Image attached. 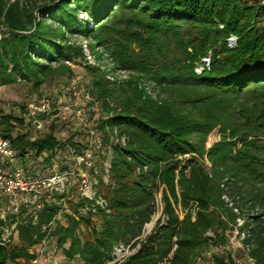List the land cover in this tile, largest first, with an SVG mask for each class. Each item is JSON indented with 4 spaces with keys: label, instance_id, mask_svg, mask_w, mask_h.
<instances>
[{
    "label": "trees",
    "instance_id": "trees-1",
    "mask_svg": "<svg viewBox=\"0 0 264 264\" xmlns=\"http://www.w3.org/2000/svg\"><path fill=\"white\" fill-rule=\"evenodd\" d=\"M23 10L20 0H0V26L6 28L0 39V86L30 83L36 95L29 104L42 97L58 103L68 86L82 84L65 65L83 59L81 49L65 43L66 32L110 46L102 23L95 28L77 24L78 10L87 12L92 22L102 21L113 10L140 17L133 24L147 36L131 33L130 45L114 44L111 55H124L135 45L138 51L123 59L128 70L142 74L169 95L157 102L139 90L136 82L120 92L100 77L90 85L83 83L102 109L97 129L112 149L108 183L97 179L109 212L73 194L54 195L52 201H42L37 212L21 205L14 213L2 200L6 207L0 219V240L5 230L15 227L0 244V264H33L35 250L48 237L55 238L56 248L68 260L81 264H195L196 256L211 244H224V231L241 218L232 213L233 208L242 211L246 204L260 212L245 218L239 228L242 244L253 264H264V142L251 139L264 126V0H60L53 7L39 9L42 19L57 24L55 29L43 21L34 25L35 17ZM231 37L236 38L234 48L228 44ZM204 58L210 59L209 69L202 63ZM199 66L204 69L197 74ZM54 76L71 80L52 97L41 88ZM240 102L242 108L232 114V104ZM249 103L251 107L246 108ZM59 119L49 124V132L32 138L28 131L14 132L13 122L24 126V118L0 110V135L9 140L21 167L37 173L34 165H47L55 149L67 143L78 146V138L62 141L56 137L57 129L64 126ZM216 127L222 138L206 153L211 164L207 173L199 158L203 159L206 137ZM115 130L119 132L115 139L124 137V146L111 144ZM72 132L82 136L79 125ZM238 144L241 148L236 150ZM44 152L47 157L37 163ZM29 159L30 166H26ZM176 178L180 203L185 209L189 202H197L198 211L195 215L185 212L179 219L165 193L167 222L141 239L144 225L155 213L159 186H166L178 202ZM223 194L231 198L233 208L224 207ZM59 213L65 222L56 219ZM118 245L138 248L122 262L113 263ZM225 256H213V264H236L230 255Z\"/></svg>",
    "mask_w": 264,
    "mask_h": 264
},
{
    "label": "rangeland",
    "instance_id": "rangeland-1",
    "mask_svg": "<svg viewBox=\"0 0 264 264\" xmlns=\"http://www.w3.org/2000/svg\"><path fill=\"white\" fill-rule=\"evenodd\" d=\"M60 0H20V3L22 7L24 8L25 13L32 14V16L35 17L34 25L42 22L45 23V25L49 26L52 29H55L57 27V24L54 23L53 20H50L49 18H46L45 20L42 19V14L40 13L39 9L43 8V10L55 6ZM259 1V0H258ZM252 2V0H251ZM112 15L107 16L106 18H103L102 21L100 19L97 22H92L89 18V15L84 10H78L75 13V20L77 24L83 25L87 24L89 28H95V26L98 24H101L105 26V31H108L107 39L110 42V46L103 47L99 46L94 39H89L83 35H79L76 33L70 34L68 32L65 33V43L72 45L73 47H77L81 49L83 59H81L78 63H75L73 61H70L69 65H67L69 68L73 71V77L74 78H80L82 79V84H88L90 85V82L93 78L100 77L101 81H103L106 85H108L110 88L115 89V91L120 92L122 88L125 87L128 83L134 84L136 82L137 87L139 90H144L145 94L148 95L152 100L160 102L167 98L169 95L168 93L162 91L159 87L155 86L154 83L144 80V76L142 74H139L135 71L128 70V64L123 60L127 55H129L133 50L135 53L138 51L135 49V45L131 44L130 49L125 52L124 55H118V57H113L111 55L112 48L114 44L121 42L126 43V45H130L128 42L132 36L131 33H140L143 36L146 34L143 32L142 29L138 28L137 25L133 24V20L140 21L141 18L137 15L133 17V15L129 12H121L118 10H113ZM100 21V22H99ZM134 21V22H135ZM6 32V28L3 26H0V39L3 35V33ZM147 36V35H146ZM124 37L125 39H122ZM235 38V37H234ZM230 39V38H229ZM236 39V38H235ZM127 40V41H126ZM229 47L234 48L236 47V41L235 44L229 45ZM134 53V52H133ZM211 55V54H210ZM53 66L57 67V64H53ZM85 66L93 67L95 69L94 72L87 70ZM200 67V66H199ZM71 79L67 76H54L52 79L48 80L43 84L41 88V92H47L46 95H52V97H55L58 93H61L64 91V86L66 83H69ZM86 82V83H85ZM35 93L33 92V89L31 87L30 83H25L18 81L12 85L9 86H0V110L3 112L4 115H12L16 118H24L25 122V115L26 110L29 102L32 99H35ZM64 98V97H63ZM242 102V101H241ZM241 102L239 104L233 103L231 106L232 114L237 112L238 108H242ZM25 107V108H24ZM250 108L251 104H247L246 108ZM245 108V109H246ZM244 109V108H243ZM102 110V109H101ZM108 114L105 112L103 113V118H106ZM55 116H49L45 121L42 123V129H36L30 125H26L24 123V126L16 125V123L13 122V125L15 124V133H24V131H28L29 135L32 138H37L39 136H42V133L49 132V124L53 121ZM60 123H63L64 126L61 128H58L55 132L56 137L59 140H65L67 137L73 136L72 139L78 140H86L84 139V136L78 137L76 134L72 132V129L78 127L79 121L77 119H73L71 121L70 118L66 120L59 119ZM73 126V127H72ZM72 128V129H71ZM112 132V131H111ZM119 132L118 130L114 131V138L111 140V144H115L118 139H115L116 136H118ZM253 140H257L258 142H264V126L262 128H259L254 136H251ZM124 138V137H123ZM222 136L220 135L219 129L216 127L214 130H212L208 136L206 137L205 143H204V149L205 154L203 155V159L199 158V162L203 163V168L207 173H210L211 164L209 160L207 159V151L217 142L221 140ZM118 143L121 145V141L118 140ZM126 143V142H125ZM67 145H70L67 143ZM106 149L103 150L102 153L97 152L95 156V164H94V173L97 175H94V178L96 177V180L99 178H102L103 181H105V178H107L105 170L107 169L108 165L110 164V160L112 158V149L110 144H106ZM108 147V148H107ZM241 145H237V149H240ZM48 155V152H44L40 155V157L36 160L37 163L41 162L44 158H46ZM198 158L197 156H195ZM181 159V157H179ZM34 161V162H36ZM31 160H27L24 164L26 166H30ZM18 166H21L20 162L18 163ZM37 167V169H42L44 164L38 163L34 165ZM39 166V167H38ZM29 168V167H28ZM139 171V170H138ZM188 171V170H187ZM93 178V176H91ZM220 187L223 189L224 192H226V186L224 182H221ZM175 190L178 197V202L176 203L172 197L169 194V191L167 190L166 186L161 185L159 186L156 195H155V213L151 217V220L149 223H146L143 228V236L141 239H143L146 235H148L152 229L155 228L158 224H165L168 220V215L165 212V201L163 199L164 194L166 193L168 200L170 202L171 207L173 208L175 214L178 216L179 219H182L185 212H191L192 215H195V213L199 209V205L197 202L191 201L189 202L188 206L184 209L183 205L180 203V192L179 186L177 184V178L175 180ZM75 195L77 197L79 194L75 192V189L69 193V195ZM74 199V198H73ZM221 199L224 202V207L226 209H231L232 202L231 198L227 194H223L221 196ZM240 205H243V202H240ZM6 205L3 204V201L0 202V215H2L5 212ZM213 209V208H211ZM260 208L254 207L251 208L249 204H246L245 206H242V211L239 209L232 210V213L235 215H240V219H235V223H230L229 228L224 231L223 235L225 238V242L223 245H215L211 244L207 251L200 252L196 258H195V264H213L212 257L219 255V256H225L230 255L236 264H253V262L248 259L247 256V249L242 244L243 234L239 230V228L243 225L245 218L248 216L251 217V215L259 214ZM226 213V212H222ZM225 217V214H223ZM59 219L62 222L64 221V218L62 217V214L59 215ZM209 237H213L212 232L207 233ZM83 236H86L83 234ZM46 246L40 247L35 250L37 259L33 261V264H81L79 261L76 260H68L67 257H65L62 249L58 246L57 248V242L55 238L48 237V239L45 241ZM132 248V247H131ZM138 246L132 250L129 247V254L134 253L135 250H137ZM50 256V257H49ZM127 256V257H128ZM226 257V256H225ZM77 258V257H76Z\"/></svg>",
    "mask_w": 264,
    "mask_h": 264
},
{
    "label": "built area",
    "instance_id": "built-area-1",
    "mask_svg": "<svg viewBox=\"0 0 264 264\" xmlns=\"http://www.w3.org/2000/svg\"><path fill=\"white\" fill-rule=\"evenodd\" d=\"M236 39L231 37L228 44H235ZM204 67L209 69L210 59H202ZM69 65V62H65ZM204 67L196 69L200 74ZM58 103H53L48 97H42L31 102L26 109L25 123L39 121L40 117L55 116L61 120L77 119L81 127L82 136L86 140H77L78 146H61L53 152L49 163L39 168L37 173L18 166L19 159L8 139L0 135V202L6 200L10 208L17 213L21 205H26L35 212L41 209L42 201H52L54 195H69L75 189L79 198L92 202L94 205L107 210L105 199L98 192V180L94 178L95 154L106 149L102 136L97 129L101 117V107L93 100L90 93L82 84H71L66 89V95ZM125 145V139H118ZM117 140V142H118ZM108 148V147H107ZM110 164L105 170L108 183ZM93 176V178L91 177ZM61 215V213H59ZM57 216V220L59 219ZM5 214L0 215L4 219ZM51 227L53 223L49 224ZM11 229L4 232L0 244H4L11 235ZM46 241V240H45ZM43 241V246L46 242ZM56 247V246H55ZM129 252V247L118 245L114 247L112 256L114 262H122ZM50 257V256H49Z\"/></svg>",
    "mask_w": 264,
    "mask_h": 264
},
{
    "label": "water",
    "instance_id": "water-1",
    "mask_svg": "<svg viewBox=\"0 0 264 264\" xmlns=\"http://www.w3.org/2000/svg\"><path fill=\"white\" fill-rule=\"evenodd\" d=\"M42 126H43L42 123H40L39 121H35V122H34V127H35L36 129H38V130H39V129H42Z\"/></svg>",
    "mask_w": 264,
    "mask_h": 264
}]
</instances>
